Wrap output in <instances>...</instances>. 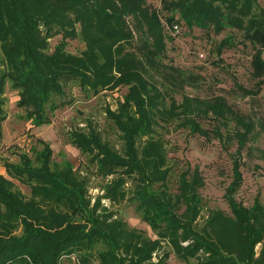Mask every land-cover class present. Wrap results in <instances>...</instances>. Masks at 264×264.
<instances>
[{"label":"trees","instance_id":"16d2710c","mask_svg":"<svg viewBox=\"0 0 264 264\" xmlns=\"http://www.w3.org/2000/svg\"><path fill=\"white\" fill-rule=\"evenodd\" d=\"M148 1L0 0V135L7 88L17 92L24 119L38 128L49 125V115L71 102L63 100L69 86L91 96L126 89L116 110L105 109L119 134L120 151L91 124L87 132L68 133L70 145L89 158L96 174L111 177L93 200L88 178L65 157L55 162L50 145L41 139L36 140L39 149L31 147V157L22 153L19 164L5 163L8 178L0 174V264H167L171 255L184 264H264V204L259 196L250 206L236 198L243 183V151L258 123L235 112L222 96L184 95L181 103L172 97L167 104L147 77L154 70L169 89L198 80L161 62L173 26L215 35L229 29L240 32L242 43L254 50L255 88L235 86L258 95L264 86V6L259 0H160L157 9ZM163 11L165 21L159 15ZM135 34L139 46L131 51ZM58 36L60 42L51 50L49 40ZM74 39L84 44L80 54L66 50L67 40ZM233 40L232 34L221 40L217 55ZM201 117L216 123L211 131L202 128ZM175 121L191 134L215 137L223 145L236 143L232 179L223 194L228 212L209 209L202 223L206 202L199 168L187 167L178 175L176 193L167 185L173 167L157 128ZM230 123L234 131L223 133ZM259 126L264 129L263 123ZM126 179L134 182L131 189ZM13 180L30 189L29 198ZM104 199L133 204L157 238L129 228L104 206Z\"/></svg>","mask_w":264,"mask_h":264},{"label":"rangeland","instance_id":"374dc122","mask_svg":"<svg viewBox=\"0 0 264 264\" xmlns=\"http://www.w3.org/2000/svg\"><path fill=\"white\" fill-rule=\"evenodd\" d=\"M148 2L152 7L161 8L160 0ZM259 5L264 6L263 0H259ZM164 13L163 11L159 15L165 21V16H162ZM126 20L129 28L133 29V19L128 17ZM170 34L171 40L167 42L161 62L165 66H172L182 71L185 76L198 77V80L188 81L182 88L172 86L169 89L165 86L162 76L154 70H149L148 79L164 93L167 104L172 97L176 102L181 103L184 95L200 99L222 96L235 112L249 116L258 123L243 151L241 167L243 183L236 198L245 206H250L259 196L264 204V129H260L259 126L260 123L264 124V86L256 96L246 95L235 86L236 83L245 90L255 88V81L251 78V60L254 52L252 46L242 43L240 32L229 29L220 35H215L212 31L198 28L188 30L183 26L179 27V32L175 36L172 35L171 30ZM228 34L233 35L234 45L217 55V45ZM135 36L131 51L139 46V36L137 34ZM60 39L61 36H58L49 40L51 50ZM66 50L72 54H80L84 50V44L79 39L67 40ZM125 94L126 89L119 88L114 92L91 96L75 85L69 86L63 100L71 102L49 115L51 122L49 125L38 128L24 119L25 111L16 105L17 92L7 88L4 95L6 119L2 123L0 135V174L8 178L4 168L5 163L19 164L18 156L22 153L31 157V147L39 149L36 140L41 139L50 145L55 162H60V158L65 157L78 174L88 178V194L93 200L102 194L103 186L111 180V177L103 179L96 174L95 165L90 163L89 158L70 145L68 133L75 129H84L87 132L91 124L104 141L120 151L122 145L119 134L112 121L106 116L105 109L116 110ZM198 122L202 128L209 131L216 125L212 118L201 117ZM178 123V121L168 125L160 123L161 127L157 128V134L165 143L167 157L173 167L167 185L172 193H176L178 175L187 167L199 168L204 179V187L200 192L206 202L199 221L202 223L209 209H222L228 212L223 194L232 179L231 159L236 150V143L223 145L215 137L203 138L191 134L189 129L177 127ZM234 129V124L230 123L227 128H222V132H233ZM126 180V188L131 189L134 182L131 179ZM13 183L23 195L30 197V189L27 186L15 180ZM103 203L110 211L116 213L117 217L124 220L129 228L138 229L153 240L157 238L150 227L140 220L133 204L126 201L111 204L105 199ZM166 250H168L167 246L161 253ZM167 264L184 263L171 255Z\"/></svg>","mask_w":264,"mask_h":264},{"label":"built area","instance_id":"2783aa9c","mask_svg":"<svg viewBox=\"0 0 264 264\" xmlns=\"http://www.w3.org/2000/svg\"><path fill=\"white\" fill-rule=\"evenodd\" d=\"M178 32H179V27L177 25L173 26L172 29H171L172 35L175 36ZM66 258L69 259V257H63V259H66ZM70 258H71V260L75 261V256L74 255H72Z\"/></svg>","mask_w":264,"mask_h":264}]
</instances>
